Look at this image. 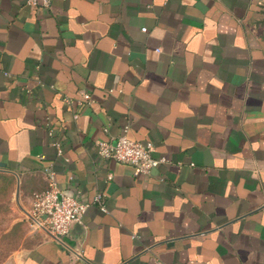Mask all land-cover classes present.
Here are the masks:
<instances>
[{"label": "crops", "instance_id": "1", "mask_svg": "<svg viewBox=\"0 0 264 264\" xmlns=\"http://www.w3.org/2000/svg\"><path fill=\"white\" fill-rule=\"evenodd\" d=\"M263 9L0 0V179L24 216L47 167L90 203L60 240L32 230L2 264H264ZM122 134L165 161L134 174L97 154Z\"/></svg>", "mask_w": 264, "mask_h": 264}, {"label": "built area", "instance_id": "2", "mask_svg": "<svg viewBox=\"0 0 264 264\" xmlns=\"http://www.w3.org/2000/svg\"><path fill=\"white\" fill-rule=\"evenodd\" d=\"M30 8H48L51 0H24ZM145 31V29H142ZM91 103V95L86 90L79 92L77 104L82 106ZM76 117V115H75ZM53 145L60 151L57 142ZM97 154L105 159L129 165L134 174L149 173L158 164L165 161L164 158L153 156V144L148 140H131L126 134L119 135L112 141H96ZM47 188L35 193L30 202V207L25 214L30 227L33 230L41 229L60 240L65 236L73 224H81L83 216L90 203L79 200L74 196L65 194L58 187L54 172L49 168L44 169ZM93 203L101 211H105L102 194L93 197Z\"/></svg>", "mask_w": 264, "mask_h": 264}, {"label": "rangeland", "instance_id": "3", "mask_svg": "<svg viewBox=\"0 0 264 264\" xmlns=\"http://www.w3.org/2000/svg\"><path fill=\"white\" fill-rule=\"evenodd\" d=\"M32 230L24 214L15 207L6 180L0 179V264L12 252L26 245L27 236Z\"/></svg>", "mask_w": 264, "mask_h": 264}, {"label": "trees", "instance_id": "4", "mask_svg": "<svg viewBox=\"0 0 264 264\" xmlns=\"http://www.w3.org/2000/svg\"><path fill=\"white\" fill-rule=\"evenodd\" d=\"M263 14H264V9H263ZM261 23L264 24V17H263V19L261 20Z\"/></svg>", "mask_w": 264, "mask_h": 264}]
</instances>
